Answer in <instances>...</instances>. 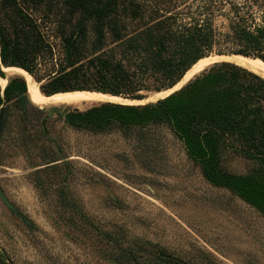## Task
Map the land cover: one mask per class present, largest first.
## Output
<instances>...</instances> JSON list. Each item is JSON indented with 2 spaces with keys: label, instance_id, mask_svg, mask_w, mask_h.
<instances>
[{
  "label": "trees",
  "instance_id": "trees-1",
  "mask_svg": "<svg viewBox=\"0 0 264 264\" xmlns=\"http://www.w3.org/2000/svg\"><path fill=\"white\" fill-rule=\"evenodd\" d=\"M212 54L264 65V0H0V79L21 69L47 99L90 91L141 101L173 88ZM29 91L21 77L0 87V167L18 155L31 168L43 166L30 173L35 186L52 185L41 174L63 166L61 130L164 126L206 182L264 214V79L257 74L215 62L155 102L86 110L39 108ZM234 160L243 174L225 169ZM58 185L61 198L67 186ZM144 250L119 253L118 261L217 264L200 249L190 259L151 243Z\"/></svg>",
  "mask_w": 264,
  "mask_h": 264
},
{
  "label": "rangeland",
  "instance_id": "rangeland-1",
  "mask_svg": "<svg viewBox=\"0 0 264 264\" xmlns=\"http://www.w3.org/2000/svg\"><path fill=\"white\" fill-rule=\"evenodd\" d=\"M170 93H148L141 104ZM36 96L47 99L37 83ZM126 100L114 104H133ZM59 137L63 166L41 174L52 185L35 186L30 173L43 166L31 168L22 155L0 167V264H132L118 254L144 255L146 243L185 259L200 249L217 264H264V214L206 182L166 127L64 129ZM225 169L243 174L245 165L234 160ZM59 182L67 186L61 198Z\"/></svg>",
  "mask_w": 264,
  "mask_h": 264
},
{
  "label": "bare ground",
  "instance_id": "bare-ground-1",
  "mask_svg": "<svg viewBox=\"0 0 264 264\" xmlns=\"http://www.w3.org/2000/svg\"><path fill=\"white\" fill-rule=\"evenodd\" d=\"M221 59L227 60L228 62L238 65L244 69H247L248 71H251L257 74L258 76L264 79V65L257 59L244 58V57H238V56H231V57H225V58L222 57ZM208 61L209 59H204L199 65H197L196 68L188 70L183 76V78L173 88L166 90V92L170 93V92L175 91L182 82H184L187 78H189L196 70L200 69L205 64H207ZM5 75H6L5 79L3 80L0 79V83L2 85H4L7 82L6 80L7 78L10 77V75H16V76L22 77L25 80H27L31 87L30 92L32 96L31 97L32 103L34 106L39 107V108L57 107V106H65V105H79L83 103H99V102L117 103L121 100V98L117 96H110L109 94L90 92V91L66 92V93L57 95L51 99L43 100V99H39L36 96L35 81L30 75H28L23 70L18 69V68L9 69L6 71ZM148 99L145 98L141 101H132V103L141 104V103H144Z\"/></svg>",
  "mask_w": 264,
  "mask_h": 264
},
{
  "label": "water",
  "instance_id": "water-1",
  "mask_svg": "<svg viewBox=\"0 0 264 264\" xmlns=\"http://www.w3.org/2000/svg\"><path fill=\"white\" fill-rule=\"evenodd\" d=\"M229 56H239V55L228 54V55H223V56H222V55L212 54V55L208 56L207 58L210 57V58L213 59V60H212L210 63H208L205 67H207L208 65H210V64H212V63H215V62L227 61V60H223V59H221V58H222V57L225 58V57H229ZM205 67H204V68H205ZM2 68H5V67H2ZM204 68H202L201 70H203ZM201 70H200V71H201ZM2 71H3V70H2ZM200 71H198V72H200ZM198 72H197V73H198ZM192 77H193V76H192ZM192 77H191V78H192ZM191 78H190V79H191ZM6 81H7V80H6ZM185 84H186V83H185ZM2 89H3V88H2ZM179 89H180V88H179ZM175 91H177V90H175ZM175 91H173V92H175ZM173 92H172V93H173ZM172 93H170V94H172ZM170 94H169V95H170ZM110 96H113V95H110ZM161 99H162V98H161ZM123 105H128V104H123ZM140 105H143V104H140Z\"/></svg>",
  "mask_w": 264,
  "mask_h": 264
}]
</instances>
